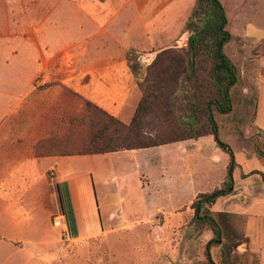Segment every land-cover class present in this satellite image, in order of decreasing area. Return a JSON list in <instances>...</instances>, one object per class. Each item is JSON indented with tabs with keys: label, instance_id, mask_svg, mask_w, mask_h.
I'll return each mask as SVG.
<instances>
[{
	"label": "rangeland",
	"instance_id": "rangeland-1",
	"mask_svg": "<svg viewBox=\"0 0 264 264\" xmlns=\"http://www.w3.org/2000/svg\"><path fill=\"white\" fill-rule=\"evenodd\" d=\"M222 2L232 33L224 50L239 74L231 89V111H215V117L220 138L235 153V187L241 189L234 190L232 198L221 197L208 206L223 231L222 244L214 245L211 253L217 264H264V0ZM196 3L0 0V91L9 87V96L0 104V123L15 106L10 123L18 127L15 132L2 130V137L15 133L30 140L37 156L60 155L67 148L86 149L92 131L83 109L88 99L61 80L75 73L76 62L118 56L117 45L105 41L101 30L169 31L167 37H158V44L161 40L163 45L127 52L129 64L139 65L135 75L143 77L153 53L186 46L184 25ZM132 39L144 44L146 36L142 31ZM210 66L200 63L203 88ZM7 72L28 79L22 82L26 90L21 83L3 82L1 75ZM176 108L179 116L184 113L183 103ZM148 124L152 127L155 122L149 119ZM200 140L187 148L181 143L142 148L138 153L71 154L77 155L74 168L78 174L87 167L92 170L87 173L94 181L103 232L72 244L62 240V264H208L205 247L214 234L208 225L196 222L192 203L199 193L222 185L229 156L216 145L213 135ZM186 157L201 163L194 168L196 179L172 190L182 182L178 177ZM54 171H47L50 180L56 176Z\"/></svg>",
	"mask_w": 264,
	"mask_h": 264
},
{
	"label": "crops",
	"instance_id": "crops-1",
	"mask_svg": "<svg viewBox=\"0 0 264 264\" xmlns=\"http://www.w3.org/2000/svg\"><path fill=\"white\" fill-rule=\"evenodd\" d=\"M101 31L105 41L110 39L117 45L118 54H115L118 56L98 55L99 57L85 59L81 63L76 62L75 73H70L61 81L110 114L129 123L142 92L127 60V52L132 48L144 50L151 49L153 45H163L161 40V44H158V37H167L169 31ZM142 31L146 36L144 44L134 42L132 37L138 33L141 35ZM101 56L104 55L101 53ZM1 79L6 84L21 83V89L26 90L22 82L28 79L24 80L8 72L1 75ZM7 88L9 87L5 85L0 91V104L9 96ZM26 95L28 93L20 98L21 103L25 102ZM16 110L14 106L0 123V132L4 129L12 132L18 130L17 125L10 123L11 115ZM2 136L0 134V264H62V240H69L72 244L74 240H83L103 232L94 181L87 173L91 168L87 167L84 173L78 174L74 168L78 161L77 155L37 156L30 140L15 133L12 136L4 135L5 138ZM199 141L200 138L188 139L166 145L174 147L183 143L187 148L190 143H200ZM138 150L140 149L130 151L138 153ZM119 152L121 151L110 153ZM215 153L219 154L216 150ZM190 159L186 157L182 160L183 169L181 168L178 177L182 182L177 183L176 187L173 182L169 183L173 186L172 190L188 186L193 183L190 180L196 179L194 168L197 169L201 163ZM52 169L56 176L50 180L47 171ZM237 189L241 188L235 187V192ZM122 191L125 189L121 187ZM235 192L227 195L226 199L232 198ZM62 214L63 223L58 226L54 223V217Z\"/></svg>",
	"mask_w": 264,
	"mask_h": 264
},
{
	"label": "trees",
	"instance_id": "trees-1",
	"mask_svg": "<svg viewBox=\"0 0 264 264\" xmlns=\"http://www.w3.org/2000/svg\"><path fill=\"white\" fill-rule=\"evenodd\" d=\"M227 25L228 16L222 0H197L184 25L183 33H188L186 46L166 47L153 53L144 66V76L135 75L142 96L131 121L125 123L84 100L83 109L92 129L90 142L84 150L67 148L56 152L60 155L109 153L213 135L216 145L229 156L227 172L219 188L199 193L192 203L196 222L208 225L214 234L205 247L208 264H217L211 248L223 241L222 227L208 206L234 192V173L238 165L232 147L220 138L215 117V111H231V89L238 82L237 65L224 50L232 39ZM130 56L129 53V60ZM204 61L211 65L206 88L199 84L200 63ZM130 67L134 72L139 65L131 64ZM178 103L184 104V113L180 116L176 108ZM149 119L154 120V126L150 127Z\"/></svg>",
	"mask_w": 264,
	"mask_h": 264
},
{
	"label": "built area",
	"instance_id": "built-area-1",
	"mask_svg": "<svg viewBox=\"0 0 264 264\" xmlns=\"http://www.w3.org/2000/svg\"><path fill=\"white\" fill-rule=\"evenodd\" d=\"M63 214L62 215H58L54 217V223L58 226H60L63 223Z\"/></svg>",
	"mask_w": 264,
	"mask_h": 264
}]
</instances>
